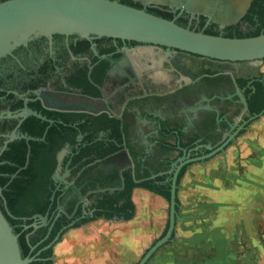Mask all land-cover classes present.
<instances>
[{"label": "flooded vegetation", "instance_id": "obj_1", "mask_svg": "<svg viewBox=\"0 0 264 264\" xmlns=\"http://www.w3.org/2000/svg\"><path fill=\"white\" fill-rule=\"evenodd\" d=\"M116 1L144 9L151 5L167 7L173 18H182L187 27L204 31L215 25L214 30L223 35L229 27L247 29L245 17L254 0L236 23L223 28L212 21L207 22L202 15L178 14V10L165 5L145 0ZM263 60L219 62L127 39H82L63 34H54L51 39L39 36L25 46L16 47L10 55L0 59V115L25 113L29 109L45 120L33 115L0 118V121L13 124L8 132L0 134L4 138L0 153L7 149L6 146L2 150L13 132L29 138L13 140L25 141L27 155L29 141H44V136L38 138L29 133L33 119L41 125L46 124L45 132L54 126L73 133L72 141L64 140L58 148L53 171L54 174L58 165L57 155L63 151L59 176L71 184L64 189L65 184L54 182L51 176L52 195L59 192L56 211L48 216L46 226L35 215L32 223L37 222L41 225L39 228L47 227V237L55 220L65 213L66 205L73 200L76 203L68 215L72 219L68 225L92 215L93 200L87 198L90 189L83 190L96 177L109 176L115 169L120 173L125 168H132L137 180L164 176L167 181L171 177L172 163L183 154L185 159L205 155L231 135L235 136L224 150L234 144L251 123L264 115L256 117L264 108L256 112L249 107V101L257 91L256 84H261L264 89V72L256 67ZM101 116L116 120L119 138L111 128L87 138L93 119ZM149 137L151 141L146 143ZM97 141L102 142L107 151L117 150L107 152L102 158L92 153L81 157L77 163L72 162L81 148ZM211 158L194 163H204ZM86 168L88 173L79 178ZM67 170L69 175L65 176ZM73 184L81 188L82 199L72 189ZM119 189L100 187L97 183L94 192ZM79 205L80 215L73 218Z\"/></svg>", "mask_w": 264, "mask_h": 264}, {"label": "water", "instance_id": "obj_2", "mask_svg": "<svg viewBox=\"0 0 264 264\" xmlns=\"http://www.w3.org/2000/svg\"><path fill=\"white\" fill-rule=\"evenodd\" d=\"M140 1V0H139ZM165 5L193 16L202 15L207 22L212 21L219 28L236 23L246 11L251 0H145ZM237 4H232V2ZM54 34L76 35L82 39L111 37L132 40L168 49H175L219 62H254L264 59V32L251 37H225L210 35L176 23V18L165 19L149 13L144 8H135L116 0H4L0 1V59L10 55L18 46H25L33 38L44 36L51 39ZM264 109L256 115L261 116ZM33 115L45 120L40 114L29 109L13 114L7 112L0 118H18ZM254 117V118H256ZM246 122L243 123V125ZM242 126L239 127L241 129ZM238 129V130H239ZM237 132H235L236 134ZM231 135L220 146L209 153L185 159V154L171 165L168 219L165 233L154 241L136 264H147L152 256L174 236L177 219L176 194L177 178L181 169L194 162L203 161L224 152V148L234 138ZM29 139L15 132L4 143L2 150L14 139ZM63 151L57 155L58 165L52 179L61 181L66 189L69 183L59 176ZM69 175L67 170L65 176ZM13 177V176H12ZM57 189V188H56ZM55 189V190H56ZM82 199L81 188L72 185ZM2 189L0 188V191ZM54 198V193L51 200ZM5 207L6 204L4 203ZM64 211V206L60 207ZM43 226L48 223V213L35 215ZM37 222L28 227L39 228ZM71 226L68 225V227ZM64 227L47 247L55 245ZM51 226L49 228V231ZM48 231V232H49ZM34 247H31V250ZM53 262L57 259L53 256ZM34 256L22 257L18 234L14 233L3 212L0 210V264H30Z\"/></svg>", "mask_w": 264, "mask_h": 264}, {"label": "trees", "instance_id": "obj_3", "mask_svg": "<svg viewBox=\"0 0 264 264\" xmlns=\"http://www.w3.org/2000/svg\"><path fill=\"white\" fill-rule=\"evenodd\" d=\"M263 4L264 0L253 1L250 13L245 17L249 22L247 29L229 27L223 36L251 37L264 32ZM126 5L141 8L139 5L130 3ZM146 11L165 19L173 18V14L167 7L151 5L146 8ZM176 23L186 27V23L182 18H178ZM215 27V25H212L203 32L210 35H219L214 30ZM256 87L257 91L251 97L249 107L250 110L257 112L264 108V89L259 83L256 84ZM0 108H2L1 103ZM33 120L31 129L28 130L29 133L38 138L44 136V141H29V155H27V144L24 140L12 141L7 145V149L0 153V188L2 189L0 191V210L13 227L14 233L18 234V243L22 257L34 256V260L30 264H54L52 260L53 247L46 248V246L64 226H67L72 221L68 215L73 212L76 201L73 200L66 205L65 213H61L58 216L47 237V227H41L34 231L31 227H25L34 221V215L43 216L48 211V216H50L53 211H56L59 192L55 193L52 202L50 200L52 189L54 188L51 176L56 165L55 154L64 140L72 141L73 133L64 129L58 130L54 126H51L45 132L46 124L41 125L38 120ZM115 121L106 116L94 118L92 127L87 130V138L107 128H111L114 135L119 138L121 134L116 129ZM12 125L9 121H0V134L8 132ZM3 141L4 138L0 137V147ZM116 150V148H111L109 151L115 152ZM109 151L104 148L102 142H93L91 145L81 148L79 153L73 157L72 162L77 163L81 157L92 153H95L97 158H102ZM186 168L187 166H184L181 169L177 178V185L184 175ZM86 173H88V168L83 170L79 178H82ZM120 173L115 169L109 176L96 177L93 182L88 184V187L83 191L85 192L90 189L87 198L88 200H93L90 206L93 209L92 215L84 217L64 229L57 242L61 240L62 235L69 228H77L96 219L130 220L134 216L135 211L132 201V191L134 188L146 189L163 197L167 202L169 201L170 178L165 181L164 176H156L152 179L137 180L132 168H125ZM97 183L100 187L115 186L120 187V189L113 192H94ZM176 203V210H178L179 202L177 197ZM79 215L80 205L75 209L73 218ZM31 247L34 248L31 250Z\"/></svg>", "mask_w": 264, "mask_h": 264}, {"label": "crops", "instance_id": "obj_4", "mask_svg": "<svg viewBox=\"0 0 264 264\" xmlns=\"http://www.w3.org/2000/svg\"><path fill=\"white\" fill-rule=\"evenodd\" d=\"M150 141V137L146 139V143ZM248 146L245 143V149ZM252 154L241 163L222 154L221 159L194 163L186 168L177 187L179 205L175 245L185 246V240L191 234L212 228L209 224L219 217L211 208L213 203L227 200L229 205L235 206L240 201L246 209V200L250 196L238 187L242 178H252V167L258 162ZM242 165L244 173L241 172ZM220 171L222 173L217 178ZM132 201L135 211L130 220L96 219L66 231L54 245L53 254L57 257L54 264H136L143 252L163 235L167 226L168 202L143 188L133 189ZM155 256L157 258V254ZM160 261L164 264L187 263L182 259L175 261L168 254ZM148 264L158 263L150 261Z\"/></svg>", "mask_w": 264, "mask_h": 264}, {"label": "rangeland", "instance_id": "obj_5", "mask_svg": "<svg viewBox=\"0 0 264 264\" xmlns=\"http://www.w3.org/2000/svg\"><path fill=\"white\" fill-rule=\"evenodd\" d=\"M246 23L245 28H248L247 20ZM256 67L264 72V60ZM245 143H248V149H245ZM222 154L231 157L235 163L244 162L251 154L255 161L258 159L252 167V178H242L239 182L238 189L246 190L250 196L246 200V209L240 201L234 206L229 205L227 200L224 203V200L217 199L219 203H213L211 208L219 217L209 224L212 226L210 230L191 234L185 240V246L175 245L176 236H173L170 242L154 254L151 262L164 264L160 263V259L168 254L175 261L182 259L187 262L185 264H264V115L251 123L247 132L238 137L234 144L210 161L221 159ZM240 168L244 173L245 167L242 165ZM221 173H217V178Z\"/></svg>", "mask_w": 264, "mask_h": 264}]
</instances>
